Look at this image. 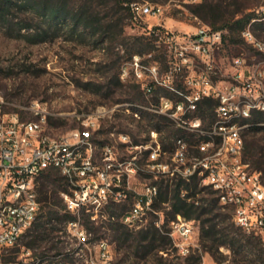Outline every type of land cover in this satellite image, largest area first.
<instances>
[{
    "label": "rangeland",
    "instance_id": "rangeland-1",
    "mask_svg": "<svg viewBox=\"0 0 264 264\" xmlns=\"http://www.w3.org/2000/svg\"><path fill=\"white\" fill-rule=\"evenodd\" d=\"M14 1L18 5L6 17H0V96L6 102V111L19 112L24 119L33 121H38L47 114L43 128L50 136H62L82 128L84 121H96L95 116L103 113L96 121L94 142L98 148L106 143L117 146L123 157L132 156L134 144L148 148L150 132L162 134V140L166 142L170 130L180 128L168 117L165 116L164 119L163 115L152 110L157 106L151 103L156 101L155 98L149 101L146 92L137 82L122 76L124 66L135 55L140 56L145 65L157 64L162 70L166 68L167 56L164 50L154 48L148 52L147 46L139 49L134 47L135 38L144 35L148 26L161 25L167 30L181 33H195L201 26L226 30L227 36L217 53V64L223 74L232 71L233 60L238 56L244 57L248 64L262 59L260 53L242 38L241 30L233 31L225 25L256 14L255 20L247 26L245 32L250 31L258 46L261 44L264 49V0H126L123 7L132 3H149L166 8L161 18L143 21L141 24H135L129 11L117 0H48L54 4L66 2L68 10L73 14H88L90 24L87 29L75 27L71 18L54 22L46 20L32 11L33 3L30 2L27 7L24 0ZM259 49L262 50L260 46ZM206 120L207 123L214 122L215 113ZM161 123L166 124V128L158 130ZM252 126L244 130L243 138L246 158L254 164L257 160L256 151L264 147V131H253ZM181 131L184 132H180L182 136L193 138L195 142L192 131ZM127 135L130 140L125 141L123 136ZM179 138L190 144L187 138L177 139ZM196 140L211 143L215 141L211 136L202 133H196ZM174 150L175 147H168L166 152L171 154ZM97 152L99 155L100 151ZM147 160L148 154H139V164L145 166ZM48 171H54L55 177L61 176L56 169L49 168ZM144 183L145 176L140 175L137 184ZM54 185L45 174L36 179V189L40 196L45 191L55 189ZM160 185L163 195L161 198L160 190L156 207L159 216L153 214L144 226H128L130 229L137 231L149 227L150 223L159 222L163 225L172 220L173 202L170 199L175 185L166 180L160 181ZM202 188L208 190L195 197L198 205H201L200 200H211L215 196L214 191V196L208 194L211 191L210 186L199 185V190ZM68 199L69 193H62L56 201L59 200L62 208L65 205L69 209ZM166 199L170 201H165ZM219 205L221 206L220 202ZM59 210L61 214L65 213L63 209ZM94 210L97 209L88 211ZM128 210V203L120 204L112 222L122 224V214ZM48 211L47 208L41 212L37 224L33 225L48 226L47 234L40 233L43 241L35 243L33 240L37 232L27 231L17 246L16 254L15 250L7 253L6 262L137 264L139 261L140 264H160L162 261L165 264H188L187 257H180L175 247L170 245L167 253L160 252L159 255L146 259H140L141 256L135 253H127L120 247L115 232L109 230V215L101 219L102 211H95L92 220L88 215H82L85 210L79 215L69 211L75 218L82 216L79 227L87 232L86 238L80 237L77 230L67 226L69 221H48ZM219 213L227 214L229 218L216 217ZM204 219L212 220L206 226L223 220L226 221L220 224L221 227L229 226L234 229L236 226L232 213L227 209L205 215L202 220ZM201 227L202 223L197 222L196 247L189 255H202L201 264H260L258 249L245 254V263L239 262L242 257L236 256L230 245L220 247L221 259L217 262L201 241ZM169 228L170 226H166V230ZM167 234L169 235V231ZM29 242H34L32 248L25 247ZM261 248L264 250V245Z\"/></svg>",
    "mask_w": 264,
    "mask_h": 264
},
{
    "label": "built area",
    "instance_id": "built-area-1",
    "mask_svg": "<svg viewBox=\"0 0 264 264\" xmlns=\"http://www.w3.org/2000/svg\"><path fill=\"white\" fill-rule=\"evenodd\" d=\"M130 9L135 24L161 18L166 8L149 3H132ZM147 34L154 35L157 49L165 51L167 66L145 65L135 55L122 70L125 79L137 82L146 92L148 100L155 98L157 106L165 113H173L180 120L181 131L193 128L195 142L177 145V140H162V134L150 132V146L141 148L134 144L132 156L118 154L116 146L106 143L105 148L91 149V138L74 135L58 140L34 136L33 119H24L19 112L6 111V102L0 96V264L6 262L7 253L20 245L26 232L35 224L41 213V202L36 189V179L49 170L53 154L65 155V162L56 170L69 186V209L83 208L89 198L98 199V209L84 211L94 219L95 211H102V218L109 215L114 201L127 200L134 204V211L122 215L127 226H144L156 210L160 181L171 183L196 179L199 185L210 184L215 196L231 200L233 220H239L251 234L260 236L264 242V176L244 161L245 143L240 133L244 127L222 129L219 122L203 120L206 103L212 102V110L231 112L237 109H252L253 105H264V50L253 41L252 34L241 31L242 38L262 56L261 60L248 64L242 56L234 58L232 71L223 74L217 64V53L227 36L224 29L201 26L195 33H181L148 26ZM33 114V113H32ZM47 121V114L44 115ZM210 128L215 141L202 144L196 140V132ZM130 140L129 136H123ZM83 145V153L69 159L72 146ZM167 147H176V154H166ZM197 149L218 152V159L206 160L197 157ZM97 151H104V165L94 167ZM136 151V152H134ZM139 154H148L146 167H139ZM137 175L145 176L144 184H137ZM182 198L189 204L200 206L195 197ZM82 216L69 221L67 226L77 230L80 237L87 232L79 227ZM100 221V219H99ZM156 226H163L159 222ZM195 220L177 214L168 226L169 237L180 257H188L196 247Z\"/></svg>",
    "mask_w": 264,
    "mask_h": 264
},
{
    "label": "trees",
    "instance_id": "trees-1",
    "mask_svg": "<svg viewBox=\"0 0 264 264\" xmlns=\"http://www.w3.org/2000/svg\"><path fill=\"white\" fill-rule=\"evenodd\" d=\"M23 1V0H22ZM26 2L27 7L30 5V2L33 3L32 11L36 12L42 18H45L49 21H61L65 18H71L72 22L75 27L87 29L89 27V15L83 12H79L73 14L70 12L69 6L66 2L54 4L53 2H49L48 0H24ZM118 3L123 7L126 4V0H117ZM18 4H15L14 0H0V17H6L7 14L16 7ZM124 9L128 10L131 17L133 14L130 9V5H126L123 7ZM256 14H250L243 18L238 19L234 23H228L225 25L231 30H243L246 29L247 26L255 20ZM154 35L147 34L146 32L144 35L135 38V45L134 47L139 49L142 47L147 46V51L151 52L156 48L154 42ZM136 49V50H137ZM213 103L208 102L204 107V111L202 113L203 119L206 120L209 118L214 110ZM254 125L252 126L253 131L261 132L264 131V126L260 124H264V113L256 114L253 118ZM159 125V124H158ZM166 128V124H162L158 126V130H162ZM172 128V127H171ZM174 129V128H172ZM184 134L183 131H174L170 130V133L167 137V140L171 142L178 137L187 138L189 142H193V138H188L186 136H182L181 133ZM180 139V138H179ZM165 149L168 147L165 145ZM255 157H257L256 162L253 164L246 158L244 155V161L249 163L251 167L255 170H258L264 173V147L258 149L255 153ZM41 174H45V176L55 183V189L51 191L43 192V195H39V199L41 202V212L45 209H49L47 214L48 221L59 220V221H72L76 219L69 211L65 205L64 208L61 207L59 197L62 193H69V186L66 180L62 177H55L56 174L54 171H43ZM40 174V175H41ZM39 175V176H40ZM175 187L173 188V196L170 199L172 203V219L176 217L177 214H181L189 220H195L196 222H201V234L200 238L201 241L205 245V249L208 253H210L213 258L219 262L220 261V247L224 245H230L231 250L234 252L236 256H241V260L239 262L246 261V253H250L251 251H256L258 249L260 253V264H264V250H262L263 240L260 236L255 234L248 235L244 233L240 228H229V226L221 227L220 224L224 223L226 220H223L219 223H211L210 226H206L207 223H210L212 220L204 219L202 220L203 216L213 214L215 211H220L222 206L219 205L218 198L214 196V192L208 191V194L213 195L214 197L211 200L205 199L200 200L201 205L195 206L194 204H189L184 198H182L181 194L182 191L187 192V197H196L199 193H202L206 188H202L199 190V183L196 179L192 182L187 183L184 181H180L174 184ZM162 188H161V198H162ZM165 200V201H170ZM164 202V201H163ZM119 205L113 204L109 207V218L108 220L111 223L109 230L115 232L117 237L119 238L120 247L124 248L127 253H135L137 256H141L140 259H146L152 255L157 256L160 252L167 253L166 251L169 249L168 246H174L172 239L167 234L169 230H166V226H168V222L166 221L162 227L156 226L154 223H150L149 227L141 228L137 231L130 229L125 224H117L113 223L112 220L114 219L115 215H117L116 209ZM59 209H63L65 211L64 214H61ZM98 209V208H96ZM86 211V210H85ZM83 213V212H82ZM122 213V212H121ZM83 216L84 213L82 214ZM123 215V214H122ZM224 216V218H229V216L223 214H217L216 217ZM90 218V217H89ZM39 218H37L38 220ZM37 222V221H36ZM35 222V225L37 224ZM35 230L37 234L34 236L35 243L38 241H43L40 233L47 234L48 226H32L28 231ZM25 235L23 236V238ZM34 242H29L25 245V247H31L34 245ZM33 243V244H32ZM16 250L17 247L11 249ZM14 254V255H15ZM188 264H201L202 262V255L196 256L191 255L186 258ZM140 264V262H136ZM246 263V262H245ZM160 264H165L161 261Z\"/></svg>",
    "mask_w": 264,
    "mask_h": 264
},
{
    "label": "bare ground",
    "instance_id": "bare-ground-1",
    "mask_svg": "<svg viewBox=\"0 0 264 264\" xmlns=\"http://www.w3.org/2000/svg\"><path fill=\"white\" fill-rule=\"evenodd\" d=\"M245 34H252V33L250 31H247L245 32ZM252 39L253 41H255L253 35H252ZM259 46L262 50H264L261 44H259ZM152 110L155 111L157 114L164 116V112L162 111L161 106H155L154 108H152ZM263 112H264V105H253L252 109H245V113H244V109H237L231 112H225L223 110H214V113H215L214 122H219V120H221L222 129H231L232 127H244V129L240 133V140H241V143H245L244 138H243L244 130L252 126L251 120L254 114L263 113ZM103 115H104L103 113H99L97 116H95L97 118L96 121L98 120V118L102 117ZM165 116L168 117L170 120H172L175 125L180 127V120L173 119V113H165ZM96 121H93L92 119L87 120L82 123V128H77L71 131L70 133L62 135V136H50L45 133V130L43 128V125L46 122L43 117L39 119L38 121H33L32 131H33L34 136H39V137H43V139H50V140H58V138H68L69 136L74 135L75 132H77L78 135L94 137L95 131H96L95 129L97 125ZM184 129H187L193 132V128H184ZM153 133H156V131ZM196 133H202V134L211 136L212 138L215 139V134H211V129L204 130L202 128V129H199V131H197ZM210 143H211L210 141L209 142L202 141V144H210ZM177 145H188V144L187 142L184 141V139H177ZM105 147L106 145L102 146V148H105ZM116 148H117L118 154L121 156L120 151L117 146ZM91 149H98V146L94 142V138H91ZM197 152L199 154V156L197 157H206V160L218 159V152L216 151H208V149H197ZM81 153H83V145L72 146V152H69V159H76V154H81ZM166 154L168 153L166 152ZM171 154H176V147H175L174 152H172ZM64 162H65V155L62 153H55L53 154L52 159L50 160L49 168H53V169L59 168L62 165H64ZM101 165H104V151H100L99 155L97 152V157H95V160H94V167H101ZM146 166L147 164L145 166H142L141 164H139V167H146ZM139 176L140 175H137V178ZM205 185H208L211 187L210 184H205ZM218 199H219L220 204L223 205V207H231L230 199H223V196H218ZM126 203H128L129 205V210L125 214H130L134 211V204H132V202H127V200H117L113 202V204H116V205H120V204L125 205ZM68 206H69V199H68ZM96 208H98V199L89 198L88 203L83 204V208H76V211H71V212L74 215H79L83 212V210L88 211L90 209H96ZM230 212L232 213V210H230ZM233 221L235 225L238 228H240L243 232L247 234H251V230L245 229L242 223H239V220H233ZM124 224L127 225V223H124ZM79 226H81L80 223H79Z\"/></svg>",
    "mask_w": 264,
    "mask_h": 264
}]
</instances>
